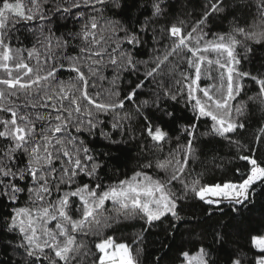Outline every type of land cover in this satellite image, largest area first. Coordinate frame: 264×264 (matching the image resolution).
I'll return each instance as SVG.
<instances>
[{
	"label": "snow or ice",
	"instance_id": "6c2138e0",
	"mask_svg": "<svg viewBox=\"0 0 264 264\" xmlns=\"http://www.w3.org/2000/svg\"><path fill=\"white\" fill-rule=\"evenodd\" d=\"M150 5L143 0H0V199L12 207L6 228L17 234V264H84L88 253L78 237H98L103 229L127 220L143 221L142 230L165 218L180 221L179 204L189 198L209 206L225 201L233 208L245 206L254 186L264 184V159L254 154L257 147L264 148V127L246 152L232 140L246 126L241 120L244 105L233 107L245 78L258 86L256 97L249 100L258 98L264 105V76L237 67L238 46L245 52H251L250 42L264 46V0H245L243 7L253 13L254 23L246 26L247 21L233 13L231 30L225 34L213 33L208 24L226 11L229 0H208L190 30L183 22L151 27L166 15L165 0H150ZM113 8L124 10L122 22L105 15ZM61 17L75 18L81 26L53 41L55 34L45 24ZM35 21L44 51L27 50L26 60L24 50L13 47L12 33L19 24ZM150 41V60L141 61L139 53ZM53 43L59 56L53 53ZM108 70L110 87L97 89L96 82L106 80ZM62 71L74 75L64 80L59 77ZM213 71L216 82L202 86V80L213 79ZM133 75L136 82L122 96L120 83ZM149 85L152 90L142 93L148 98L141 101L138 92ZM180 99L194 118L212 121V135L236 143L244 152L237 158L246 162L245 170L235 169L240 179L188 181L193 141L198 138L193 123L184 130V146L148 158L130 177L106 183L101 163L105 154H95L94 141L102 138L109 148L127 143L130 122L136 119L143 124L140 135L162 151L170 137L156 121L173 117L167 106ZM126 102L135 105L134 113L125 110ZM22 198L26 204L19 207ZM141 239L138 235L133 243ZM213 243L222 249L224 234L214 232ZM251 245L258 250L253 260L233 251L226 264H264V233L251 237ZM95 248L99 255L92 264H141L138 247L133 255L127 243L111 237ZM181 255L183 264H220L204 246L194 255Z\"/></svg>",
	"mask_w": 264,
	"mask_h": 264
},
{
	"label": "trees",
	"instance_id": "16d2710c",
	"mask_svg": "<svg viewBox=\"0 0 264 264\" xmlns=\"http://www.w3.org/2000/svg\"><path fill=\"white\" fill-rule=\"evenodd\" d=\"M10 2H14V0H10ZM143 3L151 6L150 0H143ZM244 3L245 0H229V6L221 16L210 18L208 28L213 33H228L235 17L242 21L246 20V26H251L254 23V16L252 12L243 7ZM207 5L208 0H165L164 11L166 15L161 16L159 22L151 25V27L159 29L166 24L179 25L180 22H183V27L190 30ZM130 14L135 17L138 13L133 9ZM105 15L112 20L121 22L126 18L122 8H113ZM223 17H227V19ZM255 22L258 23L259 21ZM38 23V21L31 24L21 23L12 33L13 47L24 50L23 55L26 60L27 50L37 47L42 53L44 51L39 44L42 37L37 27ZM80 26L75 18L65 19L64 17L58 21H53L51 24H45V28L52 29L55 34L53 41L55 37H64L66 33L78 31ZM148 35H151V32ZM152 43L154 41H150L139 53L138 58L141 61L150 60ZM250 46L251 52H245L242 47L238 46L237 52L241 62L237 67L242 72L262 77L264 76V46L251 42ZM52 48L55 56H59L60 50L55 49L54 43ZM28 62L34 63V61ZM181 67L185 66L182 65ZM71 75L74 74L67 71L59 73V77L64 80H67ZM104 75L107 79L98 80L96 82L97 89L110 87L111 71H106ZM212 75V80H202L201 85L206 86L216 82L215 71ZM136 80L137 77L133 75L120 83L119 90L122 96L134 85ZM243 83L245 85L244 91L241 92L236 101H233V107L235 109L244 105V115L241 120L246 126L233 134L232 140L243 145L246 152L247 147L259 134V130L264 127V105L259 102L258 98L249 100V97H256L258 86L248 78H245ZM151 90V85L140 90L138 92L139 99L142 101L148 98L144 94L151 92ZM125 110L132 114L135 111V105L126 102ZM167 110L174 113V116L163 117V119L156 121L157 125L161 126L170 137L162 151L153 147L154 142L150 138L145 139L140 135L143 124L136 119L130 122L131 128L126 137L127 143L118 146L112 145L109 148L108 142L102 138H97L94 141L91 146L94 147L95 154L97 156L101 153L105 154L101 163L103 165L102 178L106 183L123 179L126 176L130 177L134 171L140 170L141 165L148 158L155 160L167 155L169 148L175 149L177 145L184 146L187 135L184 130L193 123L196 125L198 138L193 141V155L189 160L191 175L188 176V181L190 182L193 177H199L202 184H211L240 179V174L235 169L239 167L244 171L246 162L237 158L244 152H241L236 143H230L223 137L212 135V121L208 118H194L191 108L185 106L183 99H180L179 102H171L167 106ZM160 115V113H156L157 117ZM116 139L119 140L121 137L116 136ZM0 145H2V139H0ZM109 151H111V156L107 155ZM254 154L264 159V148L257 147ZM146 171L152 175L156 174L154 169ZM254 187L255 193L251 202L245 206L233 208L227 202L220 206H209L199 200L189 198L179 204L180 221L165 218L153 227L142 230L143 221L127 220L103 229L98 237H78V240L83 239L85 245L82 251L88 253L84 257V264H92V261L99 255L95 244L106 237H111L116 243H127L133 249V255L136 254L138 247L141 253V264H182L184 258L181 252L188 251L190 254H195L200 246L209 248L213 253V258L218 259L220 264H226L228 255L233 251H237L241 256L251 261L258 254V250L252 248L251 237L264 233V184ZM25 204L26 200L22 198L17 206L22 207ZM106 207H110V205H106ZM11 214L12 207L9 202L0 199V264H17L20 259V253L15 250L17 234L9 233L6 228V222ZM216 231L224 234L226 243L222 249L218 244L213 243V233ZM138 235L142 239L137 245L133 243V239Z\"/></svg>",
	"mask_w": 264,
	"mask_h": 264
},
{
	"label": "rangeland",
	"instance_id": "374dc122",
	"mask_svg": "<svg viewBox=\"0 0 264 264\" xmlns=\"http://www.w3.org/2000/svg\"><path fill=\"white\" fill-rule=\"evenodd\" d=\"M225 202H227V201H225ZM109 251L111 252L112 251V249H109ZM190 255H194V254H190ZM183 264V263H182Z\"/></svg>",
	"mask_w": 264,
	"mask_h": 264
}]
</instances>
